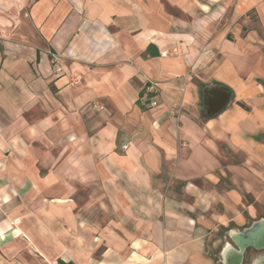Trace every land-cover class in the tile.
Segmentation results:
<instances>
[{
  "label": "crops",
  "instance_id": "1",
  "mask_svg": "<svg viewBox=\"0 0 264 264\" xmlns=\"http://www.w3.org/2000/svg\"><path fill=\"white\" fill-rule=\"evenodd\" d=\"M261 217L264 0H0V264H223Z\"/></svg>",
  "mask_w": 264,
  "mask_h": 264
},
{
  "label": "water",
  "instance_id": "2",
  "mask_svg": "<svg viewBox=\"0 0 264 264\" xmlns=\"http://www.w3.org/2000/svg\"><path fill=\"white\" fill-rule=\"evenodd\" d=\"M231 100V92L224 86L203 89V105L206 115L221 111ZM229 241L221 250L223 264H244L245 253L250 249L264 251V217L253 220L241 229L228 231ZM250 264H264V255L255 258Z\"/></svg>",
  "mask_w": 264,
  "mask_h": 264
},
{
  "label": "built area",
  "instance_id": "3",
  "mask_svg": "<svg viewBox=\"0 0 264 264\" xmlns=\"http://www.w3.org/2000/svg\"><path fill=\"white\" fill-rule=\"evenodd\" d=\"M51 62L53 63V70L59 72L60 67L57 63V57L54 54H51ZM146 89L147 91H152L154 93L158 92L157 84L154 81H149V85L146 86ZM153 97L154 96H151L147 101V104L150 106H155L157 104V101Z\"/></svg>",
  "mask_w": 264,
  "mask_h": 264
},
{
  "label": "rangeland",
  "instance_id": "4",
  "mask_svg": "<svg viewBox=\"0 0 264 264\" xmlns=\"http://www.w3.org/2000/svg\"><path fill=\"white\" fill-rule=\"evenodd\" d=\"M237 229H241V228H237ZM222 235H223L222 238H221L222 240L226 239L227 241H229V238H228L227 233L225 232V230L222 231ZM254 253H255L254 250H252V249L248 250V252L245 253L246 255H245L244 262H246L247 259H249Z\"/></svg>",
  "mask_w": 264,
  "mask_h": 264
},
{
  "label": "trees",
  "instance_id": "5",
  "mask_svg": "<svg viewBox=\"0 0 264 264\" xmlns=\"http://www.w3.org/2000/svg\"><path fill=\"white\" fill-rule=\"evenodd\" d=\"M147 85H149V82H147L146 86H147ZM146 86H145V90H146ZM153 94H154V92H152V91H148L147 94H146V95H147V100H148V99L150 98V96L153 95ZM142 95H143V91L140 92V96H142Z\"/></svg>",
  "mask_w": 264,
  "mask_h": 264
}]
</instances>
